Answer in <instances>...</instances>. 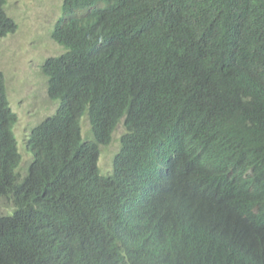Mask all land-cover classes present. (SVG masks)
I'll list each match as a JSON object with an SVG mask.
<instances>
[{
  "label": "trees",
  "instance_id": "1",
  "mask_svg": "<svg viewBox=\"0 0 264 264\" xmlns=\"http://www.w3.org/2000/svg\"><path fill=\"white\" fill-rule=\"evenodd\" d=\"M5 5L0 37L16 29ZM60 11L62 52L40 66L57 108L24 174L0 72V264H264V0Z\"/></svg>",
  "mask_w": 264,
  "mask_h": 264
},
{
  "label": "rangeland",
  "instance_id": "2",
  "mask_svg": "<svg viewBox=\"0 0 264 264\" xmlns=\"http://www.w3.org/2000/svg\"><path fill=\"white\" fill-rule=\"evenodd\" d=\"M64 0H6L5 11L16 24L13 33L0 37V72L3 74L10 107L17 115L13 129L20 154L18 171L24 174L31 163L26 150L28 135L33 127L52 115L57 103L47 95V80L40 66L45 59L62 52L51 39V31L60 16ZM119 124L107 146L100 147L97 165L102 175L110 173L111 161L119 149ZM82 137L89 138V125L81 122ZM12 204L0 199V215L9 212ZM10 213V212H9Z\"/></svg>",
  "mask_w": 264,
  "mask_h": 264
}]
</instances>
